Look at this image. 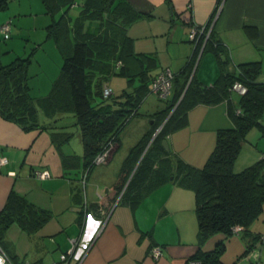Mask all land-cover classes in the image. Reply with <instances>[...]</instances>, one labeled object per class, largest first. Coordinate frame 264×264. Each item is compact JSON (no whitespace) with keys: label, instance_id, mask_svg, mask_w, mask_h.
I'll return each instance as SVG.
<instances>
[{"label":"crops","instance_id":"1","mask_svg":"<svg viewBox=\"0 0 264 264\" xmlns=\"http://www.w3.org/2000/svg\"><path fill=\"white\" fill-rule=\"evenodd\" d=\"M10 1L0 9V24L10 21L11 27L7 40H3L0 31V65L28 55L37 44L40 46L33 58L41 65L36 55L48 44L56 56L53 74L46 82L50 89L59 73L62 54L48 32L61 11L47 12L42 0ZM123 1L136 12L125 27L128 38L123 46L127 54L121 57L123 65L117 61L93 77L91 94L97 107H120L125 91L131 92L142 83L149 87V78L165 67L175 74L177 85L191 68L199 85L209 86L222 70L237 72L238 64L258 61V80L264 81V0ZM78 8V4L72 6L70 13L77 15ZM193 22L203 25L205 34L212 32L217 41L214 46L220 49L218 54L210 46L205 49V35L197 42L188 38ZM86 26L92 30L101 27L98 21ZM32 65L33 62L29 69ZM31 74L34 78L38 72ZM105 84L112 88L111 98L104 99L101 92L97 93ZM232 99L236 102L238 94L232 92ZM159 100L154 93L147 96L123 130L112 158L100 170H96L100 165L85 170L77 127L70 126L79 143L74 151L69 147L72 137L58 145L52 140V129L25 131L0 115V156L7 158L6 164L0 166V211L14 190L51 213V218L35 232L28 233L16 223L7 229L0 245L13 264H55L70 247L71 238L78 245L68 264H187L190 258L213 249L218 242L225 245L221 261L232 264L254 234L264 232L258 218L247 235L219 232L202 238L198 233L194 191L176 182L173 176L135 204L123 199L127 174L120 171L122 162L130 147L152 125V114L165 106V101ZM228 109L224 101L191 107L183 125L167 136L168 149L164 148L193 166H201L214 147L217 129L233 125ZM65 116L56 125H65ZM262 152L264 130L254 127L242 142L234 171L260 160ZM36 170H48L50 176L39 178L34 174ZM155 246L162 251L156 259L151 255ZM254 255L249 252L238 264H249Z\"/></svg>","mask_w":264,"mask_h":264},{"label":"trees","instance_id":"2","mask_svg":"<svg viewBox=\"0 0 264 264\" xmlns=\"http://www.w3.org/2000/svg\"><path fill=\"white\" fill-rule=\"evenodd\" d=\"M42 1L47 12L55 14L61 11L60 17L54 20L56 24L53 23L48 32V37L58 42L62 54L59 73L52 81L49 92L36 99L30 93L33 74L29 68L39 44L34 45L28 55L15 57L0 65V115L25 131L52 129V140L58 145L74 135V131H67V126L77 127L88 171L103 149L111 144L117 147L125 127L138 114L147 96L153 94L154 78L168 67L149 78V87L147 83H142L131 92L125 91L126 98L120 101V107H97L91 94L93 77L97 72L108 70L117 61L123 65L121 57L127 54L123 45L128 38L125 27L136 17V12L123 0H85L78 4L79 13L74 16L70 9L77 5L76 0ZM6 4V1L0 0V9ZM92 21H98L102 28L92 30L91 26H86ZM4 23L9 24L8 37L0 31L3 40H7L11 35L10 21ZM214 44L217 41L213 40L210 32L205 49L210 46L218 54L220 49ZM221 64L223 66V62ZM259 73L258 61L244 62L238 64L237 72L222 70L214 84L200 86L191 68L178 85L172 72L170 93L165 98H159L154 93L158 99L165 101V106L152 114V125L130 147L122 162L120 171L127 174L123 199L135 204L173 176L176 182L194 191L198 233L202 238L219 232L228 236L250 233L251 224L264 212V152L260 160L239 172L234 171V162L247 133L254 127L264 130V81L258 80ZM235 81L246 87V92L238 94L236 102L230 90ZM102 88L97 93L101 92L104 99L111 98L112 94L103 96ZM221 101L229 105L233 125L217 129L214 147L201 166H193L164 148L162 141L183 125L191 107ZM237 109L240 111L237 112ZM63 115L71 121L56 125ZM87 171L85 178L83 175V183ZM50 218V211L11 190L0 211V239L12 223L32 233ZM235 226L241 229L235 231ZM262 237L264 233L254 234L246 250L232 264H238L249 252L257 251V245L264 241ZM224 248V243L218 242L213 249L192 258L198 259L201 264H224L220 259Z\"/></svg>","mask_w":264,"mask_h":264},{"label":"built area","instance_id":"3","mask_svg":"<svg viewBox=\"0 0 264 264\" xmlns=\"http://www.w3.org/2000/svg\"><path fill=\"white\" fill-rule=\"evenodd\" d=\"M0 30L4 34V37H8L9 33V24L4 23L0 25ZM205 35V39L208 37L209 33L205 34V28L202 25H199L197 23H192L188 32V38L194 42H197L199 37ZM172 79H173V74L169 68H165L162 71H160L157 76L153 80V85H152V91L153 93H156L160 98H165L171 91V85H172ZM231 92H235L237 94H244L246 92V87L240 82V81H235L230 88ZM102 94L103 96H110L112 94V89L108 85H104L102 88ZM240 110L237 109V112ZM114 144H111L109 148L103 149L93 160V166L94 165H101L107 163L112 154V147ZM7 158L4 156H0V166L3 164H6ZM35 176L39 178H47L50 176V173L48 170H43V171H34ZM85 178V175H84ZM241 229L240 226H235L234 230L239 231ZM264 238V237H262ZM71 245L70 247L66 250L64 254L60 256V259L58 262L55 264H68V258L74 254L75 252V247L78 245V241L75 238L70 239ZM254 256L252 260H250L249 264H258V254L256 253V250H253ZM162 254V251L159 247H153L152 248V257L154 259L159 258ZM0 264H13L9 256L6 254L2 246L0 245ZM26 264V263H22ZM187 264H201V262L198 259L195 258H190L187 261Z\"/></svg>","mask_w":264,"mask_h":264},{"label":"rangeland","instance_id":"4","mask_svg":"<svg viewBox=\"0 0 264 264\" xmlns=\"http://www.w3.org/2000/svg\"><path fill=\"white\" fill-rule=\"evenodd\" d=\"M1 1H6L8 4L9 2H11L10 0H1ZM76 4H80V0H76ZM30 50L32 51L33 48H31ZM36 57L39 60V63H41V65L37 64V62L35 63L34 58H33L32 59L33 65H32V68L30 69L31 71L29 72L31 73L38 72V74L34 75V78L30 79V85H31L30 93L34 98L38 99V98H41L40 97L41 95H46L50 90L47 87L46 82L49 80L48 77H50V75L53 74V67H54L53 62L56 59V56L54 55L52 48L48 44H46L44 49H40L38 51ZM163 101L164 100L160 99L158 102H163ZM38 108H41V107H38ZM63 120L66 122H69L71 119L66 116L63 118ZM67 131H72L70 126L67 128ZM78 146H79V143L77 142V139L73 136L71 138V141L69 142V147L74 149V151H76L78 149ZM115 149L116 147L115 145H113L112 152ZM105 164L103 163L101 165H105ZM101 165L99 167L97 166L98 168L96 170H100L102 168ZM93 167L95 168L96 166H93ZM261 217L264 218V212H262V214L260 215L257 221V222H260V225L262 227H264V220H262ZM256 253L258 254L260 258L259 264L264 263V241H262L259 245H257Z\"/></svg>","mask_w":264,"mask_h":264},{"label":"water","instance_id":"5","mask_svg":"<svg viewBox=\"0 0 264 264\" xmlns=\"http://www.w3.org/2000/svg\"><path fill=\"white\" fill-rule=\"evenodd\" d=\"M153 136H154V134H153ZM162 144H163V146H164L166 149H168V144H167L166 140H163V141H162Z\"/></svg>","mask_w":264,"mask_h":264},{"label":"clouds","instance_id":"6","mask_svg":"<svg viewBox=\"0 0 264 264\" xmlns=\"http://www.w3.org/2000/svg\"><path fill=\"white\" fill-rule=\"evenodd\" d=\"M161 127V126H160ZM159 131V128L156 130V132H158Z\"/></svg>","mask_w":264,"mask_h":264}]
</instances>
